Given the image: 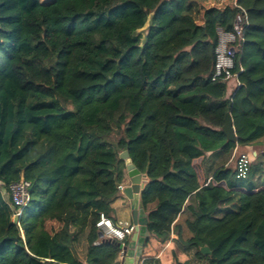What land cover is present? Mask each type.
<instances>
[{
  "label": "trees",
  "instance_id": "trees-1",
  "mask_svg": "<svg viewBox=\"0 0 264 264\" xmlns=\"http://www.w3.org/2000/svg\"><path fill=\"white\" fill-rule=\"evenodd\" d=\"M189 2L0 0V264H121L123 242L102 238L96 220L116 221L125 149L148 175L149 235L177 236L173 264L177 251L190 264H264V152L238 176L239 149L264 139V0L208 7L202 23ZM244 10L243 71L230 88L214 77L218 29ZM228 111L237 141L222 131ZM216 151L228 157L201 184L193 161ZM22 177L33 187L17 224L10 185ZM79 207L94 215L83 258ZM50 217L62 227L45 228Z\"/></svg>",
  "mask_w": 264,
  "mask_h": 264
},
{
  "label": "built area",
  "instance_id": "built-area-1",
  "mask_svg": "<svg viewBox=\"0 0 264 264\" xmlns=\"http://www.w3.org/2000/svg\"><path fill=\"white\" fill-rule=\"evenodd\" d=\"M236 3V1H235ZM248 23L247 12L243 11V19L240 18L233 30H226L222 27L218 29L219 40L216 46V62L214 77L224 76V78H236L237 85L240 84L238 80L239 73L243 71V66L238 62V56L242 50V44L244 41L245 25ZM239 67L238 70H234ZM257 155L256 151L249 153H243L239 160V174L238 176L245 177L248 174L249 163ZM212 180V177L205 182L208 184ZM31 181L21 178L18 181L11 183L10 194L13 200L14 212L13 220L19 224L20 217L23 214L24 208L30 203ZM120 191H123L124 184H119ZM96 226L99 231L102 232V238L104 239H117L121 242L122 248L120 251L121 257L124 256L126 249V241L135 233L137 225L133 221H114L110 216H107L104 212H100L96 220Z\"/></svg>",
  "mask_w": 264,
  "mask_h": 264
},
{
  "label": "crops",
  "instance_id": "crops-1",
  "mask_svg": "<svg viewBox=\"0 0 264 264\" xmlns=\"http://www.w3.org/2000/svg\"><path fill=\"white\" fill-rule=\"evenodd\" d=\"M247 148H252V145L247 146ZM205 161H206V158H203V157L196 158L193 161V165H194V167L198 173V178H199L201 184H204L205 182H207V180H209L213 176L212 175L213 171L210 169H207L205 167V165H204ZM215 167H217V166H215ZM122 183L124 184L125 187L132 184V179L129 176L127 168H126L125 178H124ZM214 183L220 184V185H225L224 181H220V182L214 181ZM119 201L124 203V206H125V208H127V210L130 209V214L132 217V212H133L132 201L123 193V191H121V196L118 199H116V201L113 203V207H114V213L113 214L114 215L116 214L115 213V210H116L115 207ZM81 208L82 207H79V212L81 211ZM82 210L86 211V212L88 211L89 213L91 212V214L93 212V209H91V208H89V209L82 208ZM79 216H81L80 213H78L77 218L72 223L73 244H74L75 250L77 249L75 246L76 241H78V239L80 238V235L82 233V229L81 230L77 229L78 226H81V224H79V222H78V219L80 218ZM187 217H188L187 214L183 213L176 220V223L181 225V227H182V234H183L184 238H189L192 236L191 231L189 230V228L187 227V225L185 223ZM55 221H57V220H55ZM132 221H133V219H132ZM57 222H59V221H57ZM60 225H61L60 226V228H61L62 224L60 223ZM56 230H58V229H56ZM87 233H88V230H85V232H83V237H84L83 241H85L86 243H87V239H86ZM78 234H79V238H78ZM132 236L127 240V244L125 246L126 252H125L124 256L121 257V255H120V260L122 262L121 264H126V260L130 257L128 255V245L132 241ZM176 237H177L176 234L173 233L171 236V239H169L166 242H160L157 239H155L154 237H151L149 235L147 238H145V243L142 246V253L139 257V264H143L144 260L147 258L159 259L162 264H173L174 263L173 251L177 250ZM87 246H88V243L86 245L85 251L82 254H84L86 252ZM177 252H178L179 261L181 263H183L182 259H186L188 264H190V259H191L190 255H188L184 252H181V251H177ZM78 254H79L80 258H83L79 252H78Z\"/></svg>",
  "mask_w": 264,
  "mask_h": 264
},
{
  "label": "water",
  "instance_id": "water-1",
  "mask_svg": "<svg viewBox=\"0 0 264 264\" xmlns=\"http://www.w3.org/2000/svg\"><path fill=\"white\" fill-rule=\"evenodd\" d=\"M222 131L226 134L227 141H237L238 136L230 111L225 114V122L222 126ZM120 158L125 160L129 176L132 179V184L124 187L123 193L132 201V219L137 225V230L133 234L132 241L128 245V255L130 257L126 260V264H139L142 246L145 243V238L149 236V231L147 229L149 220L142 202V192L148 182V175L141 172L132 162L128 149L120 152ZM100 236H102V232H100ZM201 251L205 254L211 253V249L208 245L202 246Z\"/></svg>",
  "mask_w": 264,
  "mask_h": 264
},
{
  "label": "rangeland",
  "instance_id": "rangeland-1",
  "mask_svg": "<svg viewBox=\"0 0 264 264\" xmlns=\"http://www.w3.org/2000/svg\"><path fill=\"white\" fill-rule=\"evenodd\" d=\"M44 2H48L50 0H42ZM231 3H235V0H190L189 5H188V11L190 14H192L195 18V20L198 23H202L203 22V14L206 8L208 7H212V6H216V7H224L227 4H231ZM237 83V79L236 78H231V81L229 82V87L231 88L233 85L235 86ZM256 151L258 153H262L264 152V139L261 140L259 143L253 144L252 148H246V150H241L239 149V152H245V153H249L251 151ZM235 152V151H234ZM237 153V154H238ZM235 154V153H234ZM226 156L222 151H216V152H211L208 153L206 161H205V167L207 169L212 170L215 166L220 165L223 161H225ZM236 160V156L235 158L232 160L234 163ZM5 196L8 197L9 194L6 192ZM116 210H115V215L114 217L116 218V221H122V222H126V221H132V217L130 214V209L127 210V208H125L124 203H122L121 201H119L116 204ZM81 216H79L80 218L78 219L79 224H81V226H78L77 229L81 230L82 229V233L80 235L79 238V234H78V241H76V252L80 253L81 256L83 257L84 254H82L85 249H86V245L87 243L85 241H83V232H85V230H88L90 228V225L92 223V220L94 218V215L91 214V212L89 213L88 211H83L81 208V211L79 212ZM224 215V212H221L219 214V216ZM43 224L45 226V228H47L48 230H56L60 228V223L55 221L54 218H47L43 221ZM79 255V254H78ZM183 263L182 264H188L186 259H182Z\"/></svg>",
  "mask_w": 264,
  "mask_h": 264
}]
</instances>
